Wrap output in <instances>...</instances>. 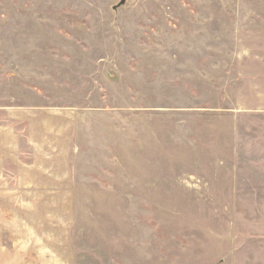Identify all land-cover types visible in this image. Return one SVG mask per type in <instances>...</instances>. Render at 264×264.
Wrapping results in <instances>:
<instances>
[{
	"label": "rangeland",
	"instance_id": "1",
	"mask_svg": "<svg viewBox=\"0 0 264 264\" xmlns=\"http://www.w3.org/2000/svg\"><path fill=\"white\" fill-rule=\"evenodd\" d=\"M261 32L264 0H0V167L51 185L0 195V264H264Z\"/></svg>",
	"mask_w": 264,
	"mask_h": 264
},
{
	"label": "crops",
	"instance_id": "2",
	"mask_svg": "<svg viewBox=\"0 0 264 264\" xmlns=\"http://www.w3.org/2000/svg\"><path fill=\"white\" fill-rule=\"evenodd\" d=\"M249 42L250 46H246ZM240 44L242 55H246L245 63L242 70V74L245 76L244 82L249 85L247 90L252 92L250 98H257L258 102L250 103V107H246L243 112L246 113H259L264 114V32L253 33L251 39ZM250 51V52H249ZM264 124V123H263ZM30 171L8 172L0 167V195L8 192V194H16L18 190H21V186L24 185H40L42 187H50V184H44L40 182L37 184L35 180L44 178V173L33 174ZM43 185V186H42ZM25 188V187H23ZM43 190V189H42Z\"/></svg>",
	"mask_w": 264,
	"mask_h": 264
}]
</instances>
